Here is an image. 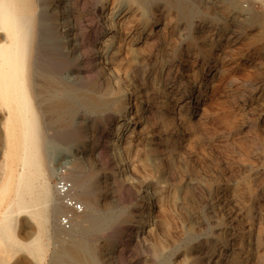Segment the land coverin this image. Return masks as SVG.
<instances>
[{
  "label": "rangeland",
  "instance_id": "rangeland-1",
  "mask_svg": "<svg viewBox=\"0 0 264 264\" xmlns=\"http://www.w3.org/2000/svg\"><path fill=\"white\" fill-rule=\"evenodd\" d=\"M237 3L14 0L33 20V47L45 35L63 44L36 52L37 69L74 70L73 114L39 116L43 164L55 190L77 159L75 195L103 223L65 230L99 264H264V0ZM64 212L51 210L41 258L18 248L0 264H53ZM37 231L18 217L20 244Z\"/></svg>",
  "mask_w": 264,
  "mask_h": 264
},
{
  "label": "bare ground",
  "instance_id": "bare-ground-1",
  "mask_svg": "<svg viewBox=\"0 0 264 264\" xmlns=\"http://www.w3.org/2000/svg\"><path fill=\"white\" fill-rule=\"evenodd\" d=\"M248 2L251 6L252 0ZM14 8V0H0V114L3 115L1 124L4 128L3 158L0 161V206L5 196L13 192L12 199L0 210V254L16 253L14 251L18 248H24L36 258H41L46 248L43 244V234L47 233L51 210L56 212L59 202L48 169L43 164L46 140L39 116L50 114L55 115L58 120H65L73 114L70 97L74 89L71 82L76 77L71 68L67 70L70 79L64 75L54 76L47 74L45 70L37 69L40 64H37L36 52L56 50L60 54L63 44H58L56 40L49 43L45 35L41 36L33 47V20L19 14ZM248 11H252V7H249ZM259 22L264 26V16L260 17ZM72 40L66 41L69 46L73 44ZM66 49L70 50L67 47ZM52 52L54 54V51ZM38 73L42 77L39 81L36 76ZM32 89H36L35 95L45 105L43 109L41 107L42 111H38L34 104ZM58 90L63 95L56 100ZM82 98L91 106L100 107L105 104L102 100L86 96ZM71 164L74 173L71 180L75 188H83L82 183L77 184L75 179L78 176L77 159L71 161ZM21 215H28L31 222L38 224L37 233L26 245L17 241L16 224ZM79 217L81 219H78ZM84 222H89V227L93 230L103 223L95 215L91 216L84 210L73 217L70 229L85 232L88 228L83 227ZM52 226L53 234L61 238L59 244H55L53 264H99L87 242L73 239L72 230H65L62 226L58 228L55 223Z\"/></svg>",
  "mask_w": 264,
  "mask_h": 264
},
{
  "label": "built area",
  "instance_id": "built-area-1",
  "mask_svg": "<svg viewBox=\"0 0 264 264\" xmlns=\"http://www.w3.org/2000/svg\"><path fill=\"white\" fill-rule=\"evenodd\" d=\"M237 1L239 3L248 2V0ZM55 193L59 203L65 208V212L59 217V224L65 229H70L73 217L84 212V204L77 199L74 182L67 176H57Z\"/></svg>",
  "mask_w": 264,
  "mask_h": 264
}]
</instances>
